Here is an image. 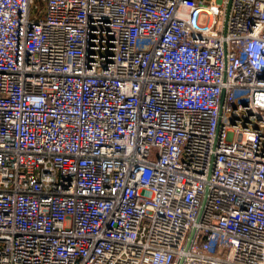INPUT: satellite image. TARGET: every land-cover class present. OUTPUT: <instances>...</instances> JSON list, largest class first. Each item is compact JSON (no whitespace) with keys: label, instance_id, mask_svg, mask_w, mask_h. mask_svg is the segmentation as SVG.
<instances>
[{"label":"built area","instance_id":"built-area-1","mask_svg":"<svg viewBox=\"0 0 264 264\" xmlns=\"http://www.w3.org/2000/svg\"><path fill=\"white\" fill-rule=\"evenodd\" d=\"M0 264H264V0H0Z\"/></svg>","mask_w":264,"mask_h":264}]
</instances>
